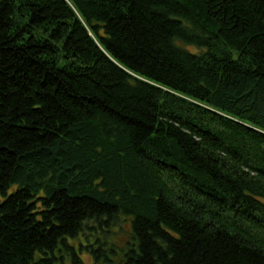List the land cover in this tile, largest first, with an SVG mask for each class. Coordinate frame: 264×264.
I'll use <instances>...</instances> for the list:
<instances>
[{
  "label": "trees",
  "instance_id": "1",
  "mask_svg": "<svg viewBox=\"0 0 264 264\" xmlns=\"http://www.w3.org/2000/svg\"><path fill=\"white\" fill-rule=\"evenodd\" d=\"M119 217L92 264H264V0H0V264Z\"/></svg>",
  "mask_w": 264,
  "mask_h": 264
},
{
  "label": "rangeland",
  "instance_id": "2",
  "mask_svg": "<svg viewBox=\"0 0 264 264\" xmlns=\"http://www.w3.org/2000/svg\"><path fill=\"white\" fill-rule=\"evenodd\" d=\"M101 229L97 228L96 230H84L77 238L68 239L69 244L76 249L80 260L84 264H92V257L87 252L88 246L97 248V243L101 242L103 243L101 246L102 249L112 247L115 249L117 254H120V252L132 242L130 222L126 217H119L107 227L102 225ZM109 258L113 260L112 255H110ZM62 262L64 264L70 263L68 257L65 255H63Z\"/></svg>",
  "mask_w": 264,
  "mask_h": 264
}]
</instances>
